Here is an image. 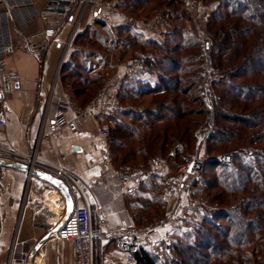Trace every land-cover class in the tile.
Returning <instances> with one entry per match:
<instances>
[{
    "label": "trees",
    "instance_id": "obj_1",
    "mask_svg": "<svg viewBox=\"0 0 264 264\" xmlns=\"http://www.w3.org/2000/svg\"><path fill=\"white\" fill-rule=\"evenodd\" d=\"M204 1L216 4L200 20L204 41L176 24L188 23V11L178 14L182 0H124L120 7L136 16L168 7L171 22L162 39L96 21L74 40L60 70L67 98L84 105L115 62L132 59L136 51L141 55L133 58L141 62L140 76L120 87V102L131 109L110 118L116 169L145 168L156 158L177 167L188 158L200 126L208 130L207 159L232 155L229 167L215 162L203 167L194 184L206 193L203 218L173 243L175 259L140 251L138 264H264V0ZM160 122L167 125L157 133ZM164 179L152 175L141 186L138 225L146 222L144 214L160 212ZM110 248L112 242L105 250ZM102 254L95 240V259Z\"/></svg>",
    "mask_w": 264,
    "mask_h": 264
},
{
    "label": "crops",
    "instance_id": "obj_2",
    "mask_svg": "<svg viewBox=\"0 0 264 264\" xmlns=\"http://www.w3.org/2000/svg\"><path fill=\"white\" fill-rule=\"evenodd\" d=\"M51 4H55L53 0H5L0 4V47L11 43L18 30L32 34L53 29L62 41L61 45L56 42L47 45L38 56L21 52L7 57L6 71L18 74L19 81L7 98L3 111L6 127L0 130V142L68 173L80 189V194L69 190L73 209L86 201L94 233L100 219L110 225L122 220L138 225L134 217L140 207L136 201L141 199V189L134 195L114 196L120 184L114 172L120 169L114 166L108 140L107 151L104 149L96 126L67 113L64 127L52 130L56 103L68 99L60 80L61 67L74 49V40L87 28L94 27L96 19L89 8L69 9L63 0H59L57 8H49ZM10 5L13 9L8 10ZM123 62L126 60L120 61ZM120 63L114 65L115 69ZM107 155L111 168L104 164ZM0 188L5 189L0 198V264H7L11 254L20 253L25 264H55L56 255L58 264H73L69 242H59L56 253L55 234L31 256L37 242L67 217L59 191L15 166L3 165H0ZM97 240L103 251L97 261L100 263L112 249L105 250L109 243Z\"/></svg>",
    "mask_w": 264,
    "mask_h": 264
},
{
    "label": "built area",
    "instance_id": "obj_3",
    "mask_svg": "<svg viewBox=\"0 0 264 264\" xmlns=\"http://www.w3.org/2000/svg\"><path fill=\"white\" fill-rule=\"evenodd\" d=\"M5 0H0V4ZM69 9L89 8L95 12L96 21L113 26L135 27L146 36H160L162 18L154 16L148 22L127 14L120 7V0H63ZM49 8H57L59 0ZM8 10L13 6H8ZM149 37V36H148ZM62 41L57 39L53 29H45L32 34H25L18 30L14 40L0 47V130L6 127L3 111L7 107V98L12 94L19 81L18 74L7 72V57L11 53H30L38 56L49 44ZM126 61L120 63L118 68L109 72L99 89L84 105L76 104L66 98L56 103L53 115L52 130H61L66 124V114L72 113L80 122H91L96 126L98 135L103 140L107 151L106 141L110 136V118L119 111L131 109V106L120 102L119 93L122 82L133 78L140 72L141 62ZM141 109V108H140ZM208 162H215L221 166L229 167L232 156L220 154L210 159L201 156H192L184 165L178 167L165 182L162 199L169 205L163 217L152 223L136 225L125 220L116 225H110L105 219H100L97 233L93 232L92 219L86 201L74 207L72 214L64 225L55 234V250H59V242H69L73 250V264H138L137 254L145 251L157 257L171 255L174 236L177 232L191 231L203 215V206L188 200L186 194L193 189L195 179ZM28 166L31 170H45L46 173L62 180L69 190L80 194V189L74 179L62 168H54L35 159L15 151L7 144L0 142V165ZM105 166L111 168L110 157L107 155ZM169 173L168 164L162 159H154L145 168L133 167L127 170L114 172L119 178V188L114 191L116 198L122 195L136 194L142 185L149 181L152 175H165ZM28 175V174H27ZM30 177V175H28ZM5 189L0 188V198ZM102 239L114 244V250L106 252L104 261L97 262L94 255V242ZM21 245V243H20ZM59 263L58 255L55 264ZM7 264H25L23 254L13 255Z\"/></svg>",
    "mask_w": 264,
    "mask_h": 264
},
{
    "label": "rangeland",
    "instance_id": "obj_4",
    "mask_svg": "<svg viewBox=\"0 0 264 264\" xmlns=\"http://www.w3.org/2000/svg\"><path fill=\"white\" fill-rule=\"evenodd\" d=\"M123 1L124 0H120V3H122ZM209 1L210 0H208V2ZM182 2H183V5L181 6L180 10L178 11V14H180L182 11H188V14H187L188 16L186 15L188 18V21H187L188 23L184 24L183 23L184 20H181V21L176 22V24L179 25L180 27H183L184 25H186L187 27H189L191 29V32H193L194 35H196L199 39L204 41L205 28L203 25H201L200 20L202 19V22L204 23L205 22L204 17L216 8V4L214 2L207 4L206 1H204V0H182ZM127 14H129V13H127ZM130 15H133V14H130ZM133 16L138 18V19H141L144 22H148L154 16H160V18H162V20H163L162 25L160 27L161 28L160 30H162V33L168 31V29H169L168 24H169V22H171L169 20L168 7H166V6L159 7L153 14L149 15L148 17L145 15L144 16L143 15H141V16L133 15ZM183 18H185V17H183ZM172 24L175 25V23H173V22H172ZM187 27H186V29H188ZM148 36L159 39V37H157V36H153V35H148ZM95 39L98 40V35H97V37H95ZM160 39H162V37ZM111 48H109V49H111ZM132 56H133L132 59H128L126 61H129V62L133 61L134 62L133 58L134 57H140L141 55L139 54V52L136 51L133 53ZM117 62L120 63V61H117ZM117 62H115L113 64L112 68L114 67V65ZM113 69H115V67ZM136 76L138 77L140 75L137 74ZM206 84L208 86V83H206ZM140 106H143V105H140ZM193 107L197 108L198 104H193ZM166 125H167L166 122L157 123L156 124V132L158 133L159 129L164 128ZM207 136H208V130L206 127L200 126L195 130V132L193 133V136H192V145L190 146V148L188 150V158L184 161V163L179 164L177 167H173V169H172V166L165 159H162L169 166V173H167L165 175H161V176H165V178H166V179H164L165 182L168 179V177L171 174H173V172L176 169H178V167L184 165L192 156H201L204 159H207V157L205 156V152H206L205 141L207 139ZM180 149H181L180 147L177 148V150H180ZM221 154L231 155L230 153H221ZM218 155H220V154H218ZM215 156H217V155H215ZM215 156H213V157H215ZM213 157H211V158H213ZM156 159H161V158H156ZM198 178H199V176L195 179V182L197 181ZM165 182H164V186H165ZM195 182H194V184H195ZM164 186H163V189L160 193V199H161V203H162V208H160V212H159V210H157L158 211L157 213L154 211H152V212L150 211V212L144 214L145 218L147 219L144 224L152 223L156 220L161 219L163 217L164 213L168 210L169 205L162 199V193L164 191ZM186 196L188 197V200H192L195 203H199L204 207V203L206 200V193L203 189H202V191L198 192V191H196V189L193 185V189L191 190L190 193L186 194ZM202 218H203V215L201 218H199V222L197 225L200 224ZM182 233L183 232H177L175 234L173 243L178 240V238L180 237V235ZM166 257L168 259H173V260L175 259L173 251H172L171 255L162 256L160 258H166Z\"/></svg>",
    "mask_w": 264,
    "mask_h": 264
},
{
    "label": "water",
    "instance_id": "obj_5",
    "mask_svg": "<svg viewBox=\"0 0 264 264\" xmlns=\"http://www.w3.org/2000/svg\"><path fill=\"white\" fill-rule=\"evenodd\" d=\"M3 166H9V164H4ZM17 168L27 173L28 175H30V177L33 176L53 186L57 191H59V193L62 195L64 202H65V213L67 215L65 221L60 223L57 227L52 229L50 232H48L44 237H42L37 242V244L34 246L32 253H31L32 254L31 256H34L42 245H44L45 243H47L48 241L52 239L53 235L59 231V229L64 225L68 217L72 214L73 200L69 192V188L62 180L46 172H42L39 170H31L28 166H18Z\"/></svg>",
    "mask_w": 264,
    "mask_h": 264
}]
</instances>
